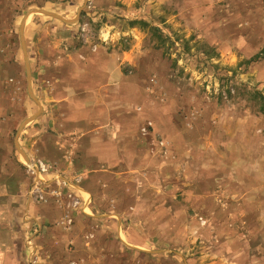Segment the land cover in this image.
Masks as SVG:
<instances>
[{"label":"rangeland","instance_id":"1","mask_svg":"<svg viewBox=\"0 0 264 264\" xmlns=\"http://www.w3.org/2000/svg\"><path fill=\"white\" fill-rule=\"evenodd\" d=\"M70 4L77 49L113 58L95 77L129 174L115 224L81 222L62 264H264V0Z\"/></svg>","mask_w":264,"mask_h":264},{"label":"crops","instance_id":"2","mask_svg":"<svg viewBox=\"0 0 264 264\" xmlns=\"http://www.w3.org/2000/svg\"><path fill=\"white\" fill-rule=\"evenodd\" d=\"M77 2L0 0V264L76 258L80 223L97 217L110 226L116 217L110 208L119 204L115 191L126 198L127 139L110 135L111 110L95 77L96 70L106 73L113 58H101L96 66L97 58L85 55L88 49H77L82 9L70 6ZM75 61L81 64L79 76L69 83L63 80L71 71L65 65ZM135 134L136 148L141 138ZM33 158L71 180L82 206L73 225L67 224L66 217L74 215L65 198L32 199L27 165ZM121 230L120 221V236Z\"/></svg>","mask_w":264,"mask_h":264},{"label":"built area","instance_id":"3","mask_svg":"<svg viewBox=\"0 0 264 264\" xmlns=\"http://www.w3.org/2000/svg\"><path fill=\"white\" fill-rule=\"evenodd\" d=\"M27 169L31 174L33 185L31 189L32 199L39 203L48 202L49 198L63 197L69 201L68 212L74 215L66 217L67 224L73 225L74 217L77 213H82V206L79 198L74 193V188L68 176L60 173L55 166H52L41 158H33L27 165ZM50 176L52 179L47 180L45 177ZM77 264V263H73Z\"/></svg>","mask_w":264,"mask_h":264},{"label":"trees","instance_id":"4","mask_svg":"<svg viewBox=\"0 0 264 264\" xmlns=\"http://www.w3.org/2000/svg\"><path fill=\"white\" fill-rule=\"evenodd\" d=\"M260 60H264V52L263 54H259L257 56H255L254 58H252L249 63H255V62H258ZM256 95V97L260 98V101L262 103V106H261V112L264 113V95H262L260 92H255L254 93Z\"/></svg>","mask_w":264,"mask_h":264}]
</instances>
